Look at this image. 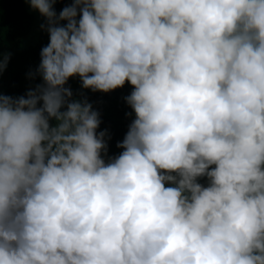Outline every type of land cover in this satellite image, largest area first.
Listing matches in <instances>:
<instances>
[{
    "label": "clouds",
    "instance_id": "1",
    "mask_svg": "<svg viewBox=\"0 0 264 264\" xmlns=\"http://www.w3.org/2000/svg\"><path fill=\"white\" fill-rule=\"evenodd\" d=\"M25 2L49 43L0 92V264H264V0ZM77 76L133 87L107 161Z\"/></svg>",
    "mask_w": 264,
    "mask_h": 264
},
{
    "label": "trees",
    "instance_id": "2",
    "mask_svg": "<svg viewBox=\"0 0 264 264\" xmlns=\"http://www.w3.org/2000/svg\"><path fill=\"white\" fill-rule=\"evenodd\" d=\"M70 3L71 0H63L62 3L55 4L57 14ZM45 23L44 18L42 24ZM35 28V17L25 0H0V52L11 54L7 67L0 76V92L5 95L22 96L35 84L42 83L39 77L30 79L29 73L34 72L40 64L41 49L49 43L48 33L40 28L34 43L24 45L21 42L23 37L31 33L34 35ZM66 87L71 88L74 99L86 97L93 104V109L99 112L101 123L97 132L106 130L111 137L107 140L108 152L104 157L106 161L110 157L118 156L123 149L118 148L117 144L123 141L129 125L135 119L133 109L125 100L133 87L126 82L122 88L108 93L93 92L82 88L78 76L69 78ZM199 182L205 186L208 183L206 177L200 178Z\"/></svg>",
    "mask_w": 264,
    "mask_h": 264
},
{
    "label": "rangeland",
    "instance_id": "3",
    "mask_svg": "<svg viewBox=\"0 0 264 264\" xmlns=\"http://www.w3.org/2000/svg\"><path fill=\"white\" fill-rule=\"evenodd\" d=\"M28 9L33 13L34 17H35V23H36V28H35V33L34 35L31 33L29 35H27L26 37H23L21 39L22 44L24 45H29L31 43H34L36 41L35 39V35H37L39 29L41 28L40 26L43 23L44 17H42L38 11L31 9L30 5L28 3H26Z\"/></svg>",
    "mask_w": 264,
    "mask_h": 264
}]
</instances>
